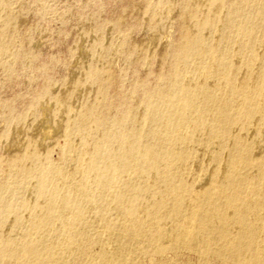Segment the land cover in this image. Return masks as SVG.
Instances as JSON below:
<instances>
[{
	"label": "bare ground",
	"instance_id": "6f19581e",
	"mask_svg": "<svg viewBox=\"0 0 264 264\" xmlns=\"http://www.w3.org/2000/svg\"><path fill=\"white\" fill-rule=\"evenodd\" d=\"M10 1L0 0L6 71L20 17ZM196 2L181 11L170 73L136 103L111 114L80 88L47 91L40 119L14 132L0 264H144L184 251L198 264H264V0ZM131 48L160 54L146 40ZM110 70L90 66L75 82L92 79L109 105Z\"/></svg>",
	"mask_w": 264,
	"mask_h": 264
},
{
	"label": "rangeland",
	"instance_id": "374dc122",
	"mask_svg": "<svg viewBox=\"0 0 264 264\" xmlns=\"http://www.w3.org/2000/svg\"><path fill=\"white\" fill-rule=\"evenodd\" d=\"M187 5L197 6V2L11 0L10 6L20 17L13 32L16 53L10 60L11 69L0 67V178L8 177L6 144H14L18 129L26 132L40 119L42 104L50 99L47 91L64 88L74 93L80 88L83 100L115 114L140 100L145 91L161 85L172 69L169 54L182 40L181 11ZM159 15L164 16L163 21L158 19ZM141 40L149 42L160 54L147 59L133 52L132 44ZM105 65L111 68L106 87L109 105L95 101L98 86L92 79L84 76L81 84L75 82L90 66ZM141 80L144 85L137 89ZM55 108L53 104L48 115L52 116ZM27 114L30 117L23 119ZM50 120L56 124L53 116ZM143 263L198 264V261L195 253L184 251L168 252L163 258L148 253Z\"/></svg>",
	"mask_w": 264,
	"mask_h": 264
}]
</instances>
